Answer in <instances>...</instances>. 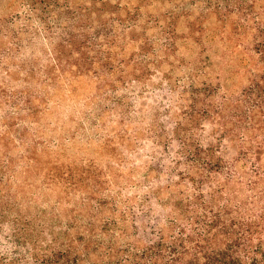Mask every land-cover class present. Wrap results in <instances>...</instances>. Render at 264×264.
<instances>
[{"label": "rangeland", "instance_id": "obj_1", "mask_svg": "<svg viewBox=\"0 0 264 264\" xmlns=\"http://www.w3.org/2000/svg\"><path fill=\"white\" fill-rule=\"evenodd\" d=\"M208 1L221 8L208 9ZM141 2L71 0L61 20H42L29 0H0V228L26 223L32 247L62 240L70 229L123 250L144 247L146 233L171 229L173 218L179 226L193 188L182 169L171 172L180 166L181 146L170 135L180 122L189 135L204 132L184 119L191 73L208 55L211 79L233 89L247 84L251 71H264L256 49L252 55L244 48L255 47L254 30L243 33L240 46V15L220 20L226 0H145L131 27L127 7L136 12ZM256 3L264 9V0ZM172 12L179 27L174 52L163 31ZM155 16L161 20L147 23ZM199 16L206 34L187 35ZM111 39L114 46L104 44Z\"/></svg>", "mask_w": 264, "mask_h": 264}, {"label": "trees", "instance_id": "obj_2", "mask_svg": "<svg viewBox=\"0 0 264 264\" xmlns=\"http://www.w3.org/2000/svg\"><path fill=\"white\" fill-rule=\"evenodd\" d=\"M29 1L32 12L42 20L48 15L61 20L63 11L72 7L71 0ZM94 1L103 6L106 3V0ZM226 1V13L220 20L237 12L240 20L235 31L241 41L239 45L245 44L243 33L254 30L255 47L244 48L252 55L256 49L264 62L263 7L257 10L256 0ZM142 2L136 6V12L127 7L125 22L131 27H136L141 20L138 11ZM206 4L208 9L221 8L212 1ZM56 10L62 11L58 14ZM187 12L182 10V14L189 16ZM103 13L104 10L100 15ZM169 16L163 31L167 35L166 49L174 52L178 45L179 27L175 23L178 15L172 12ZM148 20L147 23L161 19L155 16ZM245 20L250 24L246 30ZM205 22L203 16L196 18L193 27H188L187 35L197 33L204 37ZM224 27H228V21L224 22ZM105 29L106 26L103 31ZM104 44L112 47L114 41L111 39ZM202 52L207 54L205 49ZM247 59L252 65L251 59ZM211 65L208 55L201 67L191 73L187 92L190 103L184 113L187 123L193 122L190 130L202 126L204 132L189 135L180 122L176 126L178 131L170 135L173 142L181 146L177 151L180 166L171 172L182 169L181 176L190 180L193 188L181 208L180 213L184 215L179 226L173 218L171 229H162L157 235L146 233L150 242L144 247L123 250L118 247L117 250L113 241L104 246L82 234L72 235L70 229L64 231L62 240L57 235L51 242H35L32 247L33 239L26 234V223L21 227L16 223L12 231L0 228V232H5L0 239L4 252L0 264H264V71L250 70L247 84L233 89L222 84L221 77H218L219 83L211 79L208 69ZM165 159L163 157V165L170 161ZM187 165L197 171L187 172ZM103 226L107 229L110 224L105 222ZM134 227V236L141 240L145 233L137 215H134ZM100 250V256L96 257L94 253Z\"/></svg>", "mask_w": 264, "mask_h": 264}]
</instances>
